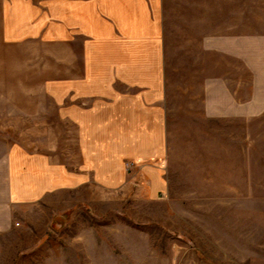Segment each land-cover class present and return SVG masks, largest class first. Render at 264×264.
Wrapping results in <instances>:
<instances>
[{"label":"crops","instance_id":"obj_1","mask_svg":"<svg viewBox=\"0 0 264 264\" xmlns=\"http://www.w3.org/2000/svg\"><path fill=\"white\" fill-rule=\"evenodd\" d=\"M0 31L11 44L55 48L32 68L76 132L73 155L0 142V264H71L66 244L90 250L72 228L76 207L136 244L109 248L99 264H191L161 245L162 231L189 242L169 223L171 174L188 147L199 171L232 180L234 196L255 194L264 0H2ZM70 46L72 55L60 49ZM125 212L133 225L111 218Z\"/></svg>","mask_w":264,"mask_h":264},{"label":"rangeland","instance_id":"obj_2","mask_svg":"<svg viewBox=\"0 0 264 264\" xmlns=\"http://www.w3.org/2000/svg\"><path fill=\"white\" fill-rule=\"evenodd\" d=\"M43 49L55 48L36 42L11 44L3 40L0 31V142L2 145L23 144L49 153L65 150V153L73 155L75 128L58 114L54 100L42 95L41 92L47 87L51 89L52 84L45 82L46 77L38 69L32 68ZM57 49L68 51L70 55L74 53L72 46ZM35 51H38L37 55ZM256 122L263 130L258 134H264V114L259 115ZM225 131V139L231 137L232 130ZM213 134L210 130L209 139ZM185 153L190 155L186 163L179 164L176 172L171 174L170 206L174 211L170 212L169 223L173 229L187 236L189 242L185 243L180 238L173 240L162 231V251L170 255L186 250L187 261L191 264H264V178L257 179L255 194L234 196L231 179H217L214 172L198 170L205 163L200 165L196 162V147L186 148ZM258 159L261 160L260 155ZM259 174H264L263 167L258 169ZM74 212L76 222L72 228L76 230V238L80 236L84 240L81 234L85 232L86 238L94 243L90 250L83 241L75 245L66 244V252L73 257L67 259L71 264L78 262L76 255L81 256L80 264H99L101 255L109 248L121 252L126 251L127 246L136 245L130 243L132 239L126 229L109 231L100 226L103 223L91 221L77 207ZM111 218L125 220L119 222L123 227L133 225L131 221L127 223L131 218L128 212ZM144 230L147 235L156 234L153 227ZM188 246L203 251L205 255L201 259L196 258Z\"/></svg>","mask_w":264,"mask_h":264}]
</instances>
